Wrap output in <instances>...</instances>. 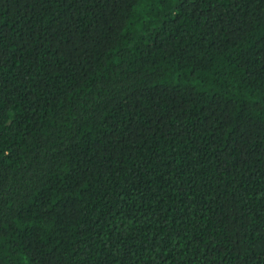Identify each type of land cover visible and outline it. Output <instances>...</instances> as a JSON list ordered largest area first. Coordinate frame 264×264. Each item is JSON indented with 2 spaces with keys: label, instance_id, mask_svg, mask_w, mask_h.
Masks as SVG:
<instances>
[{
  "label": "trees",
  "instance_id": "obj_1",
  "mask_svg": "<svg viewBox=\"0 0 264 264\" xmlns=\"http://www.w3.org/2000/svg\"><path fill=\"white\" fill-rule=\"evenodd\" d=\"M0 264H264V0H0Z\"/></svg>",
  "mask_w": 264,
  "mask_h": 264
}]
</instances>
